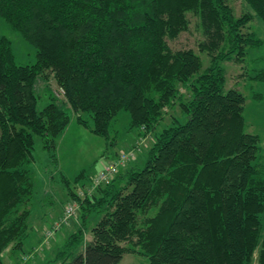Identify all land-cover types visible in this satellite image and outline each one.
I'll return each instance as SVG.
<instances>
[{
  "label": "trees",
  "instance_id": "trees-1",
  "mask_svg": "<svg viewBox=\"0 0 264 264\" xmlns=\"http://www.w3.org/2000/svg\"><path fill=\"white\" fill-rule=\"evenodd\" d=\"M242 2L236 16L228 0H0V18L36 58L17 64L10 40L0 37V264L29 236L35 137L55 160L71 112L107 143L121 112L141 133L125 150L132 159L118 164L120 152L106 180H96L105 168L91 178L93 193L79 199L68 187L79 226L45 264H119L125 255L148 264H264L260 138L245 131L246 98L225 88L222 67L262 45L249 24L264 23V0ZM187 14L198 20V51L209 59L201 73L194 51L167 44L188 30ZM46 73L64 103L50 94L39 106L35 87ZM247 80L264 84V68ZM176 101L185 122L160 126ZM149 134L143 167L130 165ZM93 216L100 218L92 225Z\"/></svg>",
  "mask_w": 264,
  "mask_h": 264
},
{
  "label": "rangeland",
  "instance_id": "rangeland-1",
  "mask_svg": "<svg viewBox=\"0 0 264 264\" xmlns=\"http://www.w3.org/2000/svg\"><path fill=\"white\" fill-rule=\"evenodd\" d=\"M228 3L236 16H240L246 10L242 0H228ZM187 19L189 20L188 30L181 33L175 40H167V44L172 51L187 49L194 51L201 59L202 67L199 72L201 73L209 64L207 55L198 51V45L204 38L198 26V20L192 14H187ZM249 29L261 39L262 45L247 48L242 63L226 62L222 64V67L226 76L225 88H236L246 98L243 109L245 131L259 136L260 163L264 169V84L250 83L247 80L249 76L264 68V23L255 18L249 24ZM2 36L10 40L17 64L35 63V49L0 18V37ZM35 89L41 96L40 107L48 103L50 94L55 97L58 104L64 103V96L59 94L60 88L49 73L38 80ZM181 94L183 99L188 98L187 90L181 88ZM178 103L179 101H176L171 108L165 109L160 126L168 125L174 117L185 122L186 118L181 117ZM70 115L69 125L52 152L55 160L42 148L40 139L35 137L34 162L29 169L33 182V197L28 205L31 211L28 219L29 236L24 241L22 250L13 251L12 248H8L3 252V264H19L20 262L21 264H45L54 259L68 236L77 230L80 222L78 202L71 200L68 187L79 199L84 197L85 192L93 193L89 189L91 178L103 170L116 154L125 153V150L133 145L138 134L141 133L137 129L130 128L128 114L121 112L111 123L108 141H114V144L110 145V142L107 143L102 137L92 134L88 128L78 124L76 115L72 112ZM81 117L90 124L87 114H82ZM157 130L160 131V128ZM151 143L152 135L149 134L142 152L130 165L137 168L143 167ZM80 175L83 177L76 181L75 178ZM68 205H75L77 211L71 218L65 220L64 209ZM99 218V216H93L92 225ZM262 221L264 223V214ZM89 239L90 235L86 234L85 240ZM24 256L31 257L23 263ZM120 264H148V261L145 257L125 255Z\"/></svg>",
  "mask_w": 264,
  "mask_h": 264
},
{
  "label": "built area",
  "instance_id": "built-area-1",
  "mask_svg": "<svg viewBox=\"0 0 264 264\" xmlns=\"http://www.w3.org/2000/svg\"><path fill=\"white\" fill-rule=\"evenodd\" d=\"M59 94L60 95H63L64 92L62 89H59ZM126 159H132V155L131 153H122L120 155V160L118 162V164H123L124 161ZM115 164H109L108 166L105 167L104 171L101 172L97 177H96V180L98 183L106 180L108 178L109 175H111L114 171H115ZM75 211H76V206L75 205H68L65 209H64V218L65 220L68 219V218H71L74 214H75Z\"/></svg>",
  "mask_w": 264,
  "mask_h": 264
},
{
  "label": "crops",
  "instance_id": "crops-1",
  "mask_svg": "<svg viewBox=\"0 0 264 264\" xmlns=\"http://www.w3.org/2000/svg\"><path fill=\"white\" fill-rule=\"evenodd\" d=\"M122 261V260H121ZM120 264V263H119Z\"/></svg>",
  "mask_w": 264,
  "mask_h": 264
}]
</instances>
